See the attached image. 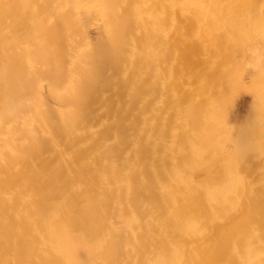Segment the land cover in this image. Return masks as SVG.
<instances>
[{
    "label": "rangeland",
    "instance_id": "rangeland-1",
    "mask_svg": "<svg viewBox=\"0 0 264 264\" xmlns=\"http://www.w3.org/2000/svg\"><path fill=\"white\" fill-rule=\"evenodd\" d=\"M0 264H264V0H0Z\"/></svg>",
    "mask_w": 264,
    "mask_h": 264
},
{
    "label": "bare ground",
    "instance_id": "bare-ground-1",
    "mask_svg": "<svg viewBox=\"0 0 264 264\" xmlns=\"http://www.w3.org/2000/svg\"><path fill=\"white\" fill-rule=\"evenodd\" d=\"M258 61V60H257ZM262 61V60H261ZM239 173V172H238ZM198 198V197H197ZM203 199V198H202ZM197 200V199H196ZM202 206V205H201Z\"/></svg>",
    "mask_w": 264,
    "mask_h": 264
}]
</instances>
